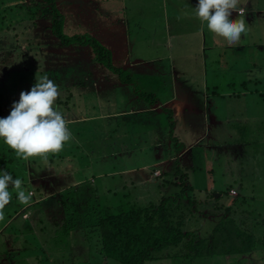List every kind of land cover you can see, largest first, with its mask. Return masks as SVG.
I'll return each mask as SVG.
<instances>
[{
  "label": "rangeland",
  "instance_id": "374dc122",
  "mask_svg": "<svg viewBox=\"0 0 264 264\" xmlns=\"http://www.w3.org/2000/svg\"><path fill=\"white\" fill-rule=\"evenodd\" d=\"M161 1L157 0L156 5H161ZM150 2L151 0H57L58 7L65 17V33L91 35L99 41L107 39L106 46L111 50L116 66L121 65V60L129 52L133 58L139 56L145 59L154 58L155 61L163 60L159 67H167L171 63L159 57L169 54L170 47L164 46L163 34H158L156 40H152L155 31L161 33L162 30L159 29L161 24L152 26L153 22L149 21ZM260 6L264 8V4ZM48 12L49 6L44 0H0V102L7 104L4 116L8 114L12 101L18 99L20 91L28 90L35 83V78L45 74L57 86L58 96L54 106L63 115L70 113L68 108L72 110V114L78 115L81 110L90 115L114 110L122 99L121 95L112 94L111 90H107L105 98H101L97 96L98 93L95 94V89L99 82L109 86L116 80L115 76L94 58L88 46L72 43L61 47L59 40L52 34V20ZM258 16L254 22L246 24L247 39L257 44L251 46L247 59L250 64L257 66L255 72H252L253 78H258L264 84V15ZM10 18L12 24L8 27L7 22L11 20H6ZM259 43H263L262 46H259ZM192 48L196 51V46L190 47ZM207 51L211 55L207 61L210 84L212 80L217 82V90L222 94L229 90L241 89L236 74L240 71L237 67L243 62L230 61L235 53L230 50L226 56H221V60L222 48ZM225 59L230 61L229 66H226ZM155 61L145 65L152 73L153 70H160L156 67L158 62ZM215 71L217 77L213 79ZM104 73H109L112 77L105 78ZM230 79L237 80L234 86L229 84ZM254 85L250 84L253 93L248 97L250 96L249 103L252 106H256L253 100L258 98L255 109L252 106H247L246 109L238 102L234 105L227 103L228 109L225 110V102L222 103L220 111L224 118L225 113L235 114L239 118L219 127L216 136L219 141L215 142V136L212 135L214 127L211 126L206 127L207 134L210 133L211 136H204L201 142L180 143L186 144L188 148L185 162L176 165L178 171L175 170L174 176L169 173L166 178L177 180L186 173L193 186L192 190L184 192L185 196L190 197L180 200L185 213L184 231L208 236L220 218L230 215L245 221L242 225L245 229L261 239L264 238V94L257 92ZM81 89L86 93L76 97L77 91ZM133 91L140 96L135 88ZM145 91L159 95L157 90L156 93ZM122 95L124 96L123 92ZM152 97L154 96L149 99H153ZM75 100L77 104L74 103ZM89 102H95V107L85 106ZM242 106L244 116L239 113ZM163 113V121L166 120L169 126L173 125L174 118H168L170 111L165 110ZM117 121L112 120L110 125L116 126ZM134 126L122 125L121 129L131 132ZM204 128L200 127V130ZM98 144L90 143V149L99 146ZM7 148L0 143V168L10 171L14 177H20L23 181L22 187L26 193L31 192L32 196L30 203L21 205L13 192L12 199L4 208L0 227L5 221L7 224L0 232V264H69L73 256L77 255L82 259L75 260L72 264H117L111 259L107 261L100 258L95 248V237L90 240L83 233L84 229L81 230L83 232L74 231V235L67 239L71 245L60 243L55 247L52 244V235L57 234L56 223L61 224L65 216L62 197L59 195L62 191L52 190V168H56L52 164V154L19 160L13 151ZM54 161H59V158L56 157ZM151 161H155V154L149 150L131 158L125 157L115 161L110 157L88 158L87 162L91 167L85 176L89 178L93 175L97 179L94 184L97 188L100 185V171L133 167ZM153 169L151 167V171ZM41 171H44L45 176L40 174ZM43 176L44 183L37 179ZM130 176L136 178L140 175L135 172ZM47 179L51 180L50 185ZM180 179L176 183L181 182ZM179 184L177 191L174 189L173 192V187L168 186L165 195L181 192L182 185ZM142 186L141 189L135 190V187L128 185L127 189L118 191L117 194L107 191L101 195L93 188L85 186L80 198L92 200L98 197L101 203L111 206L120 203L147 205L156 202L158 190L154 188L148 191V184ZM233 187L239 191L236 197L231 194ZM53 195L57 196L53 198ZM230 205L228 210L226 207ZM258 248L243 256L204 257L192 262L184 257H164L147 264H264V248Z\"/></svg>",
  "mask_w": 264,
  "mask_h": 264
},
{
  "label": "crops",
  "instance_id": "0c3cea01",
  "mask_svg": "<svg viewBox=\"0 0 264 264\" xmlns=\"http://www.w3.org/2000/svg\"><path fill=\"white\" fill-rule=\"evenodd\" d=\"M156 3L157 0H151V5L148 7L149 21L153 22L152 26L161 24L159 29L162 32L159 33L156 30L152 40H156L158 34H163V44L170 47V52L159 58L171 64L160 68L159 65L163 63V60L155 61L154 58L145 59L139 56L133 58L128 52V55L121 60V65L118 66L129 70L142 90L155 93L157 90L160 95L157 94L159 102L152 104L146 98L138 96L134 93L132 84L123 83L116 73L109 72L113 77L115 76L116 80L110 83V87L100 82L97 83L95 94L98 93L97 96L105 98L106 91L111 90L112 94H120L122 99L114 110L96 115H90L82 110L79 115L72 114V110L68 108L70 113L63 116L71 132V139L64 144L61 151L52 154L53 159L59 158V161L52 160V164L56 166L55 169L52 168V190L60 192L76 189L82 193L84 192L83 187L88 186L101 195L106 194L107 191H114V194H117L118 191L127 189L128 185L139 190L143 187L142 185L148 184L150 186L148 191L154 188L158 190V200L154 202L158 203L166 197L165 192L168 186L173 187L171 190L173 192L174 189L177 191L180 185V182L176 183L178 177H175L178 178L177 180H171L166 176L169 173L172 176L176 174L175 170L178 171L176 165H182L185 162L188 148L186 144H183L184 149L176 153L174 143L176 141L199 143L204 136H211L206 131V127L211 126L214 127L212 135L215 136V142L219 141L216 140L219 127L230 123L232 119L239 118L235 114L228 113H225L224 118L220 111L223 107L222 103L225 102V110L228 109L227 103L234 105L239 102L246 109L247 106H252L249 103L250 96L248 97L250 93H253L250 89L252 87H249L252 83L255 84L254 89L257 92L264 94L262 91L264 84L252 76L257 66L250 64L247 59L251 46L257 45L256 42L247 39V32L241 34L240 41L229 43L223 35L209 29L206 22H201L195 16L196 0H162L161 5H156ZM261 4H264V0H237L238 9H243V11L238 13L233 10L230 17L237 18L240 14L245 23L250 24L254 22L255 17L259 18L258 15H264V8L260 6ZM101 42L106 45L108 40L103 39ZM262 44L258 45L262 46ZM186 46L189 47L186 49ZM195 46L196 51L193 48L190 49ZM219 47L223 50L220 59L232 50L235 54L230 61L237 60L236 62L244 63L237 67L240 71L236 74V78L239 77L241 89L226 91V95L217 90V82L212 80L210 84L208 78L207 61L211 55L207 50ZM262 50H264V44ZM151 61L158 62L156 67L160 69L159 71L153 70L154 73H152L145 68V65ZM230 61L225 59L226 66H229ZM109 73L103 74L105 78L112 77ZM216 77L217 71L214 72L213 79ZM228 82L234 86L237 80L230 79ZM85 93V90L81 89L77 91L76 97ZM253 102H256L257 106L258 98ZM66 105L69 106V104ZM85 106L94 108L95 102H89ZM243 106L239 113L244 116ZM256 106L252 108L255 109ZM165 110L170 111L171 117L168 118H174V124L171 126L166 120L163 121ZM76 113H78L77 110ZM112 120H118L116 126L110 125ZM127 124L135 125L131 132L121 129L122 125ZM200 127L205 128L200 130ZM90 143H99V146L90 149ZM147 150L155 154V161L122 169L102 170L99 172L101 179L97 188L94 186L97 179L93 175L89 178L85 176L91 167L88 165V158L106 159L110 157L115 161L125 157L131 158ZM184 166L186 167V164ZM151 167L154 168L153 171ZM135 172H139L140 176L136 178L130 176ZM156 172L159 173L156 174ZM40 174H44V171ZM44 176L37 179L44 183ZM47 181L50 185L51 180L47 179ZM91 183L92 186H90ZM6 224L7 221L0 227V232Z\"/></svg>",
  "mask_w": 264,
  "mask_h": 264
},
{
  "label": "trees",
  "instance_id": "16d2710c",
  "mask_svg": "<svg viewBox=\"0 0 264 264\" xmlns=\"http://www.w3.org/2000/svg\"><path fill=\"white\" fill-rule=\"evenodd\" d=\"M44 1L49 6L52 34L59 40L61 47L72 43L88 46L94 58L111 72L116 73L123 83L132 84L136 92L152 104L159 102L156 94L147 93L139 87L129 70L113 63L111 50L97 38L85 34L65 33V17L58 7L57 0ZM8 20H11L7 22L9 27L12 19L6 21ZM150 96H154L153 99H149ZM6 105V102L3 104L0 102V116H4ZM180 143L177 141L174 143L176 153L184 149V145ZM7 150L11 149L7 148ZM186 176L187 174L184 173L179 177L181 192L163 197L158 203L151 202L147 205L120 203L111 206L101 203L98 197L81 200L80 196L84 192L81 193L76 189L62 191L59 195L62 197L65 216L61 224L56 223L57 234L52 235V244L55 247L60 243L71 245L67 239L74 235V231L84 229L85 231L81 232L90 240L95 237V248L100 258L107 261L111 259L117 264H147L164 257H173V259L184 257L192 262L194 259L204 257L243 256L254 252L259 249L258 247L264 248V238L261 239L245 229L242 226L245 221L230 215L220 218L208 236L184 231L185 213L180 200L189 198L190 196H185L184 192L193 189ZM236 195L237 193L232 196L236 197ZM55 196L57 195H53V198ZM230 207L231 205L226 208L229 210ZM67 210L71 211L67 212ZM81 259L78 255L73 256L69 264Z\"/></svg>",
  "mask_w": 264,
  "mask_h": 264
},
{
  "label": "clouds",
  "instance_id": "9594fccd",
  "mask_svg": "<svg viewBox=\"0 0 264 264\" xmlns=\"http://www.w3.org/2000/svg\"><path fill=\"white\" fill-rule=\"evenodd\" d=\"M233 10L242 11L237 7V0H196L194 7L195 16L229 43L240 41L241 34L247 32L240 14L237 18L230 17ZM57 96L56 84L47 74L42 75L35 78L28 90L20 91L7 115L0 116V142L19 160L57 153L71 139L65 117L54 106ZM22 184L20 177L0 168V220L4 218V208L13 192L21 205L30 203L32 194L26 193Z\"/></svg>",
  "mask_w": 264,
  "mask_h": 264
},
{
  "label": "built area",
  "instance_id": "2783aa9c",
  "mask_svg": "<svg viewBox=\"0 0 264 264\" xmlns=\"http://www.w3.org/2000/svg\"><path fill=\"white\" fill-rule=\"evenodd\" d=\"M242 11H243V9H242ZM231 193L232 194H236L237 193V190L233 188V189H231Z\"/></svg>",
  "mask_w": 264,
  "mask_h": 264
}]
</instances>
